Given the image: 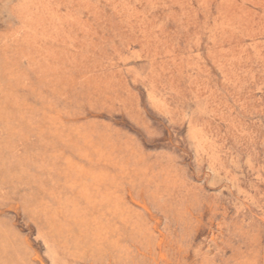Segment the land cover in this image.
Instances as JSON below:
<instances>
[{"label":"rangeland","instance_id":"obj_1","mask_svg":"<svg viewBox=\"0 0 264 264\" xmlns=\"http://www.w3.org/2000/svg\"><path fill=\"white\" fill-rule=\"evenodd\" d=\"M0 264H264V0H0Z\"/></svg>","mask_w":264,"mask_h":264}]
</instances>
